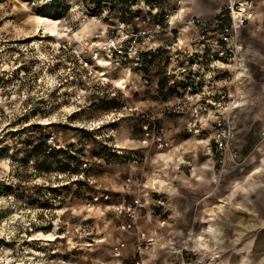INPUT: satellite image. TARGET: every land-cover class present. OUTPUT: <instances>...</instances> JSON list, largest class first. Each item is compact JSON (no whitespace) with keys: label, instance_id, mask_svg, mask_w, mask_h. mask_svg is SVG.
I'll list each match as a JSON object with an SVG mask.
<instances>
[{"label":"rangeland","instance_id":"obj_1","mask_svg":"<svg viewBox=\"0 0 264 264\" xmlns=\"http://www.w3.org/2000/svg\"><path fill=\"white\" fill-rule=\"evenodd\" d=\"M132 1L0 0V264H222L203 227L191 237L189 215L205 214L204 204L192 206L199 198H224L227 166L221 172L218 156L206 154L212 118L193 122L182 108L174 47L186 40L187 18L213 14L216 3L184 0L177 18L173 0L129 9L142 7ZM258 3L255 32L245 42L247 65L240 75L216 78L236 102L230 124L240 155L248 157H239L243 175L264 156V0ZM122 24L141 32L134 38L145 51L139 65L82 68L75 53L88 57L86 42L94 35L106 41ZM147 124L170 142L168 150L142 145ZM41 133L47 150L33 156L27 144L37 145ZM51 150L55 156L45 160ZM44 160L49 170L41 168ZM93 198L99 202L88 207ZM134 199L142 203L135 229L122 232L128 218L112 207ZM172 204H179L183 222L172 218ZM167 216V228L158 229ZM155 230L171 232L184 248L181 257L162 241L150 252L138 249L136 233ZM117 243H124L118 256Z\"/></svg>","mask_w":264,"mask_h":264},{"label":"built area","instance_id":"obj_2","mask_svg":"<svg viewBox=\"0 0 264 264\" xmlns=\"http://www.w3.org/2000/svg\"><path fill=\"white\" fill-rule=\"evenodd\" d=\"M58 3L63 0H55ZM134 1V0H133ZM132 1V2H133ZM148 0H141L142 7L130 4L129 9L148 8ZM174 9L182 12L184 0H173ZM216 3V10L211 15L196 16L190 15L185 21L184 33L186 40H176L174 44L175 57L182 64L176 72L183 78L180 87L176 90L183 96L182 108L188 110V114L193 122L206 121L212 118L214 127L213 135L210 137L205 149L207 155L215 153L218 156L220 171L225 165L233 163L239 166L240 149L233 137L231 129V111L236 107L235 100L231 99L227 93L218 88L219 82L216 78L221 73H239L244 69L246 59V44L241 38V31L256 17V0H213ZM85 12H92V9H84ZM93 20L100 21V14H94ZM140 19V18H137ZM146 28L149 18L141 21ZM120 30H112L106 41L99 35H94L90 41L85 43L89 51L88 57H80L77 54L78 63L82 68L93 69V66H102L101 63L112 65L116 70L123 65L137 67L139 60L145 54L143 48L135 44V39L141 32L133 34L126 28L128 25H120ZM144 35L146 31L142 32ZM65 49V48H64ZM91 72V71H90ZM102 73V72H100ZM178 75V76H179ZM184 82V83H183ZM225 86L228 81H224ZM217 97V100L215 99ZM228 98H230L228 100ZM225 113H219V111ZM142 145L153 146L157 151H166L171 147L170 142L165 140L161 131L156 130L155 126L150 128L147 124L142 128ZM211 142V143H210ZM132 164H137V160H131ZM131 183L127 179V184ZM108 200V196H104ZM93 202V203H92ZM92 202L87 203L88 207L99 202V198H93ZM162 215H165L164 202L157 201ZM142 207L139 199H134L128 206H113L115 214L127 217L128 220L121 224L119 229L122 232L130 233L135 228L137 209ZM150 216V213H149ZM153 216V215H152ZM168 216L158 220V229L167 228ZM138 249L143 252H150L162 241L164 246L171 250L175 255L181 257L184 248L178 243H174V236L171 232L158 234L156 230L152 234L144 232L136 233ZM124 243H117L113 250L118 256L123 251ZM134 264H142L135 261Z\"/></svg>","mask_w":264,"mask_h":264},{"label":"crops","instance_id":"obj_3","mask_svg":"<svg viewBox=\"0 0 264 264\" xmlns=\"http://www.w3.org/2000/svg\"><path fill=\"white\" fill-rule=\"evenodd\" d=\"M258 1L256 0L254 21L241 31L244 42L255 32L251 24L255 23L259 15ZM242 157L247 161L246 155H242L241 160ZM262 157L245 175L240 165L228 163L227 178L222 185L224 198H199L192 205L196 207L204 204L206 209L205 214L189 215L191 237H195L200 232V227H203L202 232L209 247L213 251L218 249L222 264H264V156ZM177 177L182 178V175ZM246 183L253 184V187H246ZM178 206L179 204L171 205L172 218L176 222H183L185 216L177 209Z\"/></svg>","mask_w":264,"mask_h":264},{"label":"trees","instance_id":"obj_4","mask_svg":"<svg viewBox=\"0 0 264 264\" xmlns=\"http://www.w3.org/2000/svg\"><path fill=\"white\" fill-rule=\"evenodd\" d=\"M31 128H35V129H38L39 127H37V125H33ZM45 134H42L40 136H38V142H37V145H32L31 143H28L27 146L29 147V152L30 154H32L33 156H37V157H40L42 155L43 152H45L47 149H46V145H45ZM51 152L45 154L43 157L45 158V160L51 158V157H54L55 156V151L54 150H51ZM44 160V163L43 165H41V168H43L44 170H49L50 168V164L48 163V161H45Z\"/></svg>","mask_w":264,"mask_h":264},{"label":"bare ground","instance_id":"obj_5","mask_svg":"<svg viewBox=\"0 0 264 264\" xmlns=\"http://www.w3.org/2000/svg\"><path fill=\"white\" fill-rule=\"evenodd\" d=\"M182 12H184V11H182ZM65 37H68L66 34H63ZM248 63V62H247ZM247 63L245 62V65H247ZM101 65V64H100ZM107 67V64H104L103 63V67ZM241 74V72H239L238 73V75H240ZM99 75V77H104L105 75H106V73H104V72H102V73H99L98 74ZM241 95H243V96H245L246 97V92L245 93H242Z\"/></svg>","mask_w":264,"mask_h":264}]
</instances>
